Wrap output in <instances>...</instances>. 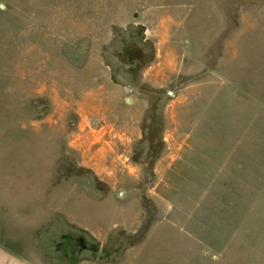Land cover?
<instances>
[{"label":"rangeland","instance_id":"obj_1","mask_svg":"<svg viewBox=\"0 0 264 264\" xmlns=\"http://www.w3.org/2000/svg\"><path fill=\"white\" fill-rule=\"evenodd\" d=\"M0 241L264 264V0H0Z\"/></svg>","mask_w":264,"mask_h":264},{"label":"crops","instance_id":"obj_2","mask_svg":"<svg viewBox=\"0 0 264 264\" xmlns=\"http://www.w3.org/2000/svg\"><path fill=\"white\" fill-rule=\"evenodd\" d=\"M43 264H48L46 259H44ZM38 263L31 256H26L20 251L15 250L8 243L0 241V264H42Z\"/></svg>","mask_w":264,"mask_h":264}]
</instances>
